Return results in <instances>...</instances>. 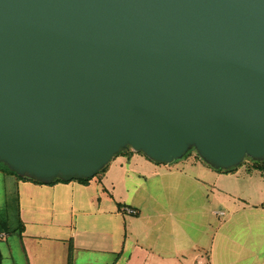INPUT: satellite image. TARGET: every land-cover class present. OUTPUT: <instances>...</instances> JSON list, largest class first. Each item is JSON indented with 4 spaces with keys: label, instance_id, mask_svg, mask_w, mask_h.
<instances>
[{
    "label": "water",
    "instance_id": "95a60500",
    "mask_svg": "<svg viewBox=\"0 0 264 264\" xmlns=\"http://www.w3.org/2000/svg\"><path fill=\"white\" fill-rule=\"evenodd\" d=\"M264 157V0H0V162L48 182L122 148Z\"/></svg>",
    "mask_w": 264,
    "mask_h": 264
},
{
    "label": "crops",
    "instance_id": "0c3cea01",
    "mask_svg": "<svg viewBox=\"0 0 264 264\" xmlns=\"http://www.w3.org/2000/svg\"><path fill=\"white\" fill-rule=\"evenodd\" d=\"M193 158L154 162L127 147L85 183L0 173L16 213L0 264H264V168Z\"/></svg>",
    "mask_w": 264,
    "mask_h": 264
},
{
    "label": "rangeland",
    "instance_id": "374dc122",
    "mask_svg": "<svg viewBox=\"0 0 264 264\" xmlns=\"http://www.w3.org/2000/svg\"><path fill=\"white\" fill-rule=\"evenodd\" d=\"M187 152L189 154L186 157L190 161L194 160L193 155H195L196 158L200 159L193 147H188L185 153ZM183 155H181V157L175 160L176 161L183 160L185 158L183 157ZM249 160L250 159L247 156H244L242 158V164L244 165L246 161H249ZM10 187L11 186L9 184H2V179H1V174H0V192H1L0 193V230H5V231L7 230L9 232L8 234L10 235L9 237L13 238L14 233H12V230L14 226L16 225V213L14 209L15 206L13 202V192L11 191L12 189Z\"/></svg>",
    "mask_w": 264,
    "mask_h": 264
},
{
    "label": "trees",
    "instance_id": "16d2710c",
    "mask_svg": "<svg viewBox=\"0 0 264 264\" xmlns=\"http://www.w3.org/2000/svg\"><path fill=\"white\" fill-rule=\"evenodd\" d=\"M192 147V146H190ZM122 150V149H121ZM120 150V151H121ZM186 152V151H185ZM184 152V153H185ZM119 153V152H117ZM116 153V154H117ZM183 153V154H184ZM182 154V155H183ZM188 152L185 153L183 155V157H186L188 156ZM115 155V154H114ZM198 155V154H197ZM199 157V156H198ZM250 160L249 161H246V162H250L251 164L249 165L252 169H258V170H261L264 168V157L263 158H258V159H254V158H251L249 156H247ZM200 158V157H199ZM201 159V158H200ZM202 160V159H201ZM203 161V160H202ZM108 163V162H107ZM106 164L102 165L92 176L94 175H97L99 173H102L106 167ZM208 166L214 168L215 170L217 171H223V172H229L231 171L232 169H234L236 166L238 165H241L242 164V160H240L237 164L233 165V166H229V167H226V168H222V167H213L211 166L209 163L205 162ZM0 173L2 174H9V175H13L15 177H18V178H24V179H28L30 181H33V182H36V183H56V182H67L69 180H76L80 183H85L87 180H89L92 176H89V177H75V178H72V179H63V178H60V177H55L53 178L52 180L48 181V182H42V181H39V180H36L34 178H28L26 176H21V175H18L16 173H14L13 171H11L9 168H7L3 163L0 162Z\"/></svg>",
    "mask_w": 264,
    "mask_h": 264
},
{
    "label": "built area",
    "instance_id": "2783aa9c",
    "mask_svg": "<svg viewBox=\"0 0 264 264\" xmlns=\"http://www.w3.org/2000/svg\"><path fill=\"white\" fill-rule=\"evenodd\" d=\"M121 210L126 213V214H133L134 213V210L132 208H129V207H122Z\"/></svg>",
    "mask_w": 264,
    "mask_h": 264
}]
</instances>
